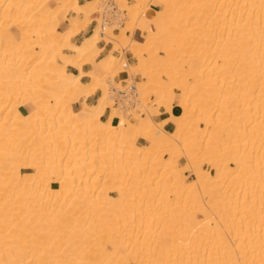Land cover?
<instances>
[{"label": "bare ground", "instance_id": "6f19581e", "mask_svg": "<svg viewBox=\"0 0 264 264\" xmlns=\"http://www.w3.org/2000/svg\"><path fill=\"white\" fill-rule=\"evenodd\" d=\"M50 1L0 0V264H264V0H133L131 41L92 16L106 0ZM102 40L135 64L123 48L83 71ZM124 71L147 82L132 121Z\"/></svg>", "mask_w": 264, "mask_h": 264}, {"label": "rangeland", "instance_id": "374dc122", "mask_svg": "<svg viewBox=\"0 0 264 264\" xmlns=\"http://www.w3.org/2000/svg\"><path fill=\"white\" fill-rule=\"evenodd\" d=\"M120 1V2H119ZM124 2V4L123 3H121V2ZM151 1V2H150ZM149 1V3L151 4V3H153V4H155V2H156V0H150ZM83 2H85V1H83ZM133 3H135L133 0H118V6L121 8V9H125L126 10V16H127V20L125 19L124 20V22H123V26L122 27H118V29H117V31H114V29H113V33L114 34H117L118 32H120L121 31V29L125 32V34H129L128 36H129V41H131L130 40V38L131 37H133V34H134V32H136V28L137 27H135V29H134V32H133V34H132V32L130 31V30H128V27H129V25H131V21L128 19V16H129V14H130V11H129V9H127L128 7H126V6H128V5H133ZM148 3V4H149ZM240 4V2H236V5H235V3L233 4V7H237L236 9L238 10V7H240L241 6V4H240V6H239V4ZM50 5H55V3H54V1L52 0V1H50V3H49ZM124 6H123V5ZM162 6L163 5H160L159 7H158V9H162ZM242 8H244V7H242ZM245 8H246V6H245ZM141 9V8H140ZM138 11V12H137ZM136 12L137 13H139V11L140 10H137ZM98 13V12H97ZM97 13H93L92 14V16H95V17H97ZM73 13L70 11V10H67L66 11V16L67 17H69V16H71ZM164 20V18H162V21ZM146 21V20H145ZM192 21V20H191ZM64 22H65V25H64V27H62V28H60V30L61 29H63V28H65L66 26H67V21L64 19ZM94 23L95 22H91V23H89V25H93L94 26ZM80 24H82L81 23V21H80ZM88 25V26H89ZM98 25V24H97ZM113 28H115V27H113ZM93 29H94V27H93ZM93 31V30H92ZM132 34V35H131ZM131 35V36H130ZM141 38V37H140ZM131 39H133V38H131ZM100 42H104L103 40L102 41H100ZM99 42V43H100ZM105 43V42H104ZM210 44V43H209ZM98 45V44H97ZM222 46V45H221ZM219 44L217 45V50L216 51H218L219 50V48L221 47ZM124 48V49H123ZM176 48V46L174 45V46H172V49H175ZM123 49V50H122ZM123 51V54H124V52H125V54H126V56L127 55H130L131 57H132V61H130V62H128L129 64H131V65H134L135 64V62H136V60H135V57H134V55H133V53H132V55L127 51V50H129V51H131L130 49H129V46H124V47H122V46H117V48H115V49H113V47H112V49L110 50V51H112V54L114 55V56H116V57H118L119 59H121V54H122V51ZM64 52L65 53H69L67 50H64ZM132 52V51H131ZM158 54L159 55H162V53L161 52H158ZM178 54H180V53H178ZM106 55V54H105ZM104 55V56H105ZM144 56H146V54H144ZM124 58H125V56H123ZM123 59H121V61H122ZM184 60V59H183ZM125 61H126V59H125ZM193 61V64H194V66H198V60H195V59H193L192 60ZM127 62V61H126ZM181 62H183V61H181ZM180 62V63H181ZM222 62H219L218 64H221ZM95 71H98V66L96 65V67H95ZM98 73H100L99 71H98ZM128 73H129V71H128ZM128 73H127V71H124L123 73H120L118 76H114L113 78H112V82L115 84V85H119V87H120V80H121V75L122 74H125V75H128ZM160 79L163 81V82H165L166 84H168L169 82H168V80L166 79V77H164V76H161L160 77ZM129 80H131L132 82H134V85L135 86H137V87H139V86H142V84H143V82H146V80H142L141 79V76L139 75V74H130L129 75ZM83 81H87L86 79H84ZM147 83V82H146ZM111 89V88H110ZM174 92L177 94L176 96L177 97H179V95H178V93H179V91L178 90H176V89H174ZM115 96V95H114ZM20 100V99H19ZM19 100H17V102H19ZM114 106L116 107V108H118V110L120 109V105L118 104L119 103V101H118V99H117V96H115L114 97ZM156 97L155 96H149L148 97V102H147V108L148 109H150V110H153L156 106H157V104H156ZM118 102V103H117ZM52 103V102H51ZM25 104H29L30 106H31V108H33V105L32 104H30V103H25ZM128 110V112L127 111H121L120 110V112H121V114H122V116H124L126 119H128V120H131L132 121V117H133V115H132V112H133V114H137V115H141L142 117H144V115H145V113L144 112H142V111H139V109L140 108H138L137 106L136 107H134V108H130V107H128L127 108ZM132 109V110H131ZM160 109L161 108H159V111H160ZM109 110V109H108ZM125 112V113H124ZM124 113V114H123ZM143 113V114H142ZM127 116H126V115ZM160 115V113L157 115V116H154L153 117V119L155 120V121H158V120H156V118L158 117ZM201 127H203V125H200ZM165 130L166 131H168V132H172L173 130H174V125L173 124H171V123H168V126L165 128ZM162 153V154H161ZM160 154L162 155V158H163V160H166V159H168L169 157H170V154L168 155V153H165V152H161ZM175 155H176V153H175ZM185 161H183L182 163H181V165L183 166V163H184ZM97 167V166H96ZM86 167H84V168H82L81 169V171L79 172V174H83V176H85L86 174L84 173V172H86V169H85ZM95 168V167H94ZM98 168V167H97ZM97 168L96 169H93L94 171L92 172L93 173V175L95 176L96 174H98V177H97V175L95 176V182H96V184H95V192H97V190H100V188L99 187H101L102 186V180H101V178H100V175H99V170H97ZM202 168L204 169V170H208V171H210L211 173H213V171H211L210 170V166L208 165V164H206V163H204V162H202ZM99 169V168H98ZM87 170H89L88 168H87ZM22 172H25V171H22ZM97 172V173H96ZM96 173V174H95ZM91 175V174H90ZM88 176L89 177V180H88V182H90V179H91V176H93V175H91V176ZM86 177V176H85ZM93 178V177H92ZM194 178V176H193V174H192V172L191 171H188V172H184V179L187 181V180H192ZM98 179H100V180H98ZM94 182V183H95ZM84 183V182H83ZM99 183H100V186H99ZM102 183V184H101ZM107 183H108V185H109V182H106V184L105 185H107ZM111 195H115L114 193H112ZM173 197H170V199H172ZM205 199H207V197H205ZM199 218H202L201 216H198ZM254 225H257L256 223L254 224ZM174 229L176 230V225H175V227H174ZM239 239H241L240 238V236H239V234H238V237L236 238V244H237V242L239 243ZM165 244H167L168 242L167 241H163ZM235 243V242H234ZM231 245V244H230ZM233 246V245H232ZM234 247V246H233ZM122 249H124V248H122ZM247 250H249V249H245V253H246V251ZM250 251V250H249ZM250 252H248V254H249ZM237 255V256H236ZM247 255V254H246ZM235 256H236V258H237V260H241L238 256H239V254L237 253V254H235ZM242 263H244V262H242ZM241 263V264H242ZM128 264H132V262L131 261H128ZM245 264H250L248 261L245 263Z\"/></svg>", "mask_w": 264, "mask_h": 264}, {"label": "crops", "instance_id": "0c3cea01", "mask_svg": "<svg viewBox=\"0 0 264 264\" xmlns=\"http://www.w3.org/2000/svg\"><path fill=\"white\" fill-rule=\"evenodd\" d=\"M52 1V0H51ZM83 1H86V0H79V3L80 4H82V3H84ZM50 3V2H49ZM55 3V2H54ZM55 5H56V3H55ZM55 5H50L49 4V6L50 7H54ZM154 6H157L156 5V3L155 4H153ZM72 16V15H71ZM70 17V16H69ZM94 17V16H93ZM92 17V18H93ZM91 18V19H92ZM64 25H65V22H64V20H60V25H59V28H58V30L60 31V32H63V31H65V30H67L69 27H70V25L68 24V22H67V26L65 27V28H63V29H61L60 30V28H62V27H64ZM93 25L91 24V25H89V26H87L86 27V29L85 30H83V31H81L80 33H78L76 36H74L72 39H71V42L72 43H75V44H79L85 37H87V36H89L91 33H92V30H93ZM3 36L4 37H7V33L4 31L3 32ZM133 39H135V40H141V38H140V35L138 34V32L136 31V32H134V34H133ZM98 48L101 50V49H103V51L100 53V55L98 56V58L95 60V62L92 64V66H91V64H85V65H83V71H95L96 69H95V67H96V63L102 58V57H104V55L105 54H107L111 49H112V45H110V44H108V45H106L104 42H100V43H98ZM131 55H132V52L131 51H129V50H127ZM124 56H125V59H126V61L127 62H130V61H132V57L130 56V55H127L126 56V54H125V52H124ZM133 56V55H132ZM67 70L68 71H70V72H72V73H74V74H76L77 73V71L75 70V69H73V68H71V67H68L67 68ZM122 77H121V79H123V78H125V74H122L121 75ZM84 80V79H83ZM98 96H99V92L97 91V92H95V94H93L92 96H89L87 99H86V102L88 103V104H94L95 102H96V100H97V98H98ZM81 107V102H78L77 104H75V105H73V108L74 109H79ZM25 109H32L31 108V106L29 105V104H24L23 105V107H21V110H25ZM108 113H109V110L107 109L106 111H105V113H104V115L101 117V120H105L106 119V117H107V115H108ZM164 118H166V114H165V112H164V109H160V115L156 118V120H162V119H164ZM167 127V126H166Z\"/></svg>", "mask_w": 264, "mask_h": 264}, {"label": "built area", "instance_id": "2783aa9c", "mask_svg": "<svg viewBox=\"0 0 264 264\" xmlns=\"http://www.w3.org/2000/svg\"><path fill=\"white\" fill-rule=\"evenodd\" d=\"M104 7L105 8L102 13L100 12L97 13V17L100 18L101 21V27H104V25L106 24H117L122 26L124 22L122 18H124V16L126 15V11L119 9L117 0L104 1ZM95 25L96 23H94V26ZM114 31H117V28ZM120 82H121L120 87L118 88L111 87V90L113 91L115 96H117V99L119 101L120 110L127 111L128 107L130 108H134L136 106L138 107V105H136L135 102L130 103V101H128L129 104H126L125 102L130 98L133 99L136 98L134 83L131 80H129L128 75H126L125 78L121 79Z\"/></svg>", "mask_w": 264, "mask_h": 264}]
</instances>
